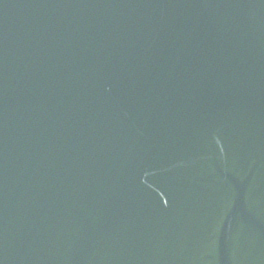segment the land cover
<instances>
[{
    "label": "water",
    "instance_id": "1",
    "mask_svg": "<svg viewBox=\"0 0 264 264\" xmlns=\"http://www.w3.org/2000/svg\"><path fill=\"white\" fill-rule=\"evenodd\" d=\"M0 264H264V0H0Z\"/></svg>",
    "mask_w": 264,
    "mask_h": 264
}]
</instances>
